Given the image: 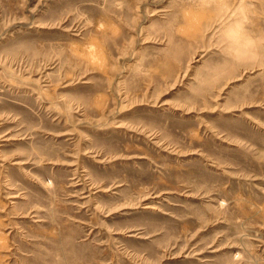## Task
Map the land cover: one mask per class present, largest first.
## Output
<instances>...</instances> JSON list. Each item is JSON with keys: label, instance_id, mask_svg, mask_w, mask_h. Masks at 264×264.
Here are the masks:
<instances>
[{"label": "rangeland", "instance_id": "rangeland-1", "mask_svg": "<svg viewBox=\"0 0 264 264\" xmlns=\"http://www.w3.org/2000/svg\"><path fill=\"white\" fill-rule=\"evenodd\" d=\"M0 264H264V0H0Z\"/></svg>", "mask_w": 264, "mask_h": 264}, {"label": "bare ground", "instance_id": "bare-ground-1", "mask_svg": "<svg viewBox=\"0 0 264 264\" xmlns=\"http://www.w3.org/2000/svg\"><path fill=\"white\" fill-rule=\"evenodd\" d=\"M147 207H149V206H147Z\"/></svg>", "mask_w": 264, "mask_h": 264}]
</instances>
